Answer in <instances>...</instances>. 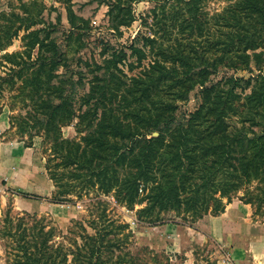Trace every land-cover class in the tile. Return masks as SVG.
I'll list each match as a JSON object with an SVG mask.
<instances>
[{"label":"trees","instance_id":"1","mask_svg":"<svg viewBox=\"0 0 264 264\" xmlns=\"http://www.w3.org/2000/svg\"><path fill=\"white\" fill-rule=\"evenodd\" d=\"M17 1L19 11L0 12V95L13 91L21 103L10 116L15 132L49 145L52 158L46 147L43 153L55 198L111 193L117 203L141 205L138 216L151 221L169 212L195 219L220 213L243 188L244 202L264 214V74L210 79L220 66L264 64V0H231L212 14L209 0H147L154 5L140 17L144 30L129 44L101 40L99 59L78 55L74 63L66 47H86L91 23L72 0H59L69 25L64 43L54 35L60 13L47 20L42 0ZM136 1L105 3L116 35L135 19ZM15 38L20 48L7 51ZM217 50L218 58L208 55ZM195 85L200 102L178 120L173 101L187 99ZM74 119L77 135L64 137L63 125ZM100 197L87 226L76 221L82 233L62 237L68 246L54 241L53 225L8 207L2 235L14 258L6 264H141L124 243L126 224L108 215Z\"/></svg>","mask_w":264,"mask_h":264},{"label":"rangeland","instance_id":"2","mask_svg":"<svg viewBox=\"0 0 264 264\" xmlns=\"http://www.w3.org/2000/svg\"><path fill=\"white\" fill-rule=\"evenodd\" d=\"M42 1L45 4V8L42 12L44 19L55 21L57 13H60L61 25L58 27L59 30L54 32V35L57 37L58 41L64 43V38H66L67 35L66 30L69 28V25L66 20L65 9L62 3L59 0ZM107 1L108 0H72L73 9L76 14L90 20L91 31L87 38V46L79 52H75L71 47L70 49L69 47H66L71 63H74L78 55L84 59H99L101 40H108L116 45L129 44L137 31L144 30L140 22L141 15L154 5V2L147 0L134 2L132 7L135 19L129 26L122 28L121 35H116L107 26V5L105 4ZM230 1L231 0H209L205 4V10L208 11L209 14L219 12ZM10 5H15V10L19 11L17 0H0V12L9 11L11 9ZM30 8L34 12L39 9V6L36 4L30 5ZM211 25L216 30L219 27L216 22H212ZM216 32L218 33V30ZM137 44H141L140 40H137ZM19 48L20 40L19 38H15L12 44L7 48V51H14ZM259 50L260 48L256 49V51ZM248 52L250 53L251 50H248ZM221 53H223V51L217 50L216 52H210L208 55L210 57L218 58ZM2 70L3 68L0 67V73H2ZM258 73L264 74V64L260 67H256L253 61H249L246 65L243 62H240L237 67L220 66L218 71L210 76V79L219 80L222 76L229 75L246 78ZM200 88L201 85H195L189 90L187 99L173 101L176 104L174 114L178 120L184 119L188 116V112H192L196 109L200 102ZM1 105L4 106L10 116L16 115L17 110L21 107V103L15 96V92L7 90H3L2 95H0V106ZM76 121L77 120L74 119L72 122L63 125L62 133L64 137H74L77 135ZM152 133L157 134L156 131ZM23 139L27 141L26 135H23ZM34 141H36V144L41 145L42 136L34 135ZM45 147L46 157L52 158V155L49 152V145L46 144L43 148ZM40 148L43 151L42 146H40ZM254 186L255 183L250 187ZM12 192L14 194L26 193L15 189L10 190L3 184H0V264H6L5 260L7 256L10 261L14 258L13 243L2 235L4 229L3 217L5 212L8 207H11L12 214H22L10 203L13 196L11 195ZM243 192L244 189H240L232 195L228 202L234 201L236 205L245 207L242 203L244 202L242 199ZM110 194L101 196L108 200L106 212L110 217L116 218L118 220L117 222L126 224L125 231L130 232V235L124 243L127 244L133 252H137L141 255V264H264V255L261 250H257L259 249L258 244L256 245L257 249H254V251L249 250L246 252V256L242 259H237L234 255L233 249L238 246V243L234 237H229V231L236 232L240 222L239 218L235 221L230 220L229 223H227L229 225H227L229 230L226 233L227 238L225 241H216L211 237L206 238V236L200 231V225L197 223L198 220L204 218V216L207 217L211 213H206L201 217L192 219L191 216L186 218L181 215L173 216V213L169 212L164 214L161 220L151 221V218L148 216H138L136 209L141 205L137 204L134 207H129L122 203H117ZM99 197L100 196L96 195L93 191L82 195L80 199H76L74 202L61 200L51 196L50 201H44L41 203L39 208L40 214L32 211L34 213L31 215L42 219L46 224L53 225L56 228L54 241L63 240V243L68 246L71 241L68 238L62 237H76L82 233L81 230L83 228L80 224H77L76 221L79 220L87 226L86 219L93 217L98 211L96 210L95 201ZM249 207L247 206L246 212L251 214V225H256L253 229L257 231L261 228L260 221H262L263 214L255 213L251 204ZM31 208L33 209L34 207ZM40 210L42 212H40ZM223 210L221 212H223ZM239 211L243 213L241 208H239ZM247 219H250V217H247ZM27 222V225L32 224L30 218ZM254 255H262V258L258 261L254 258ZM12 263L14 262L12 261Z\"/></svg>","mask_w":264,"mask_h":264},{"label":"crops","instance_id":"3","mask_svg":"<svg viewBox=\"0 0 264 264\" xmlns=\"http://www.w3.org/2000/svg\"><path fill=\"white\" fill-rule=\"evenodd\" d=\"M35 142L34 137L31 140L27 138L25 141L23 136L15 132V129L11 127L10 115L3 106L0 111V184L10 190L26 192L25 194H14L13 192L11 194L13 195L11 205L21 213H39L41 203L50 201L55 190L53 180L45 168V156L40 148L41 145ZM242 203L245 207L236 205L234 201L228 202L220 214L204 216L197 221L200 225L199 229L206 238L225 241L229 230L227 223L239 218L240 222L236 232L229 231V237H234L238 243V246L233 249L234 255L237 259H242L246 256V252L257 249V244L259 245L257 250H261L264 255V214L260 221L261 228L255 231L253 228L256 225H251V214L246 212L250 203ZM238 207L243 210V213ZM254 258L259 261L262 255H254Z\"/></svg>","mask_w":264,"mask_h":264}]
</instances>
